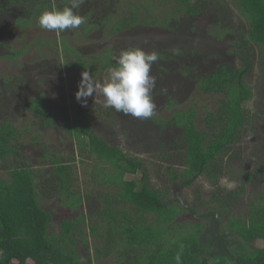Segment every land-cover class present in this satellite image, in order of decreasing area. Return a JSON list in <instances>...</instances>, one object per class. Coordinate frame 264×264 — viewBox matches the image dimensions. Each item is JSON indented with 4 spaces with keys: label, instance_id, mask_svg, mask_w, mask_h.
Returning a JSON list of instances; mask_svg holds the SVG:
<instances>
[{
    "label": "rangeland",
    "instance_id": "rangeland-1",
    "mask_svg": "<svg viewBox=\"0 0 264 264\" xmlns=\"http://www.w3.org/2000/svg\"><path fill=\"white\" fill-rule=\"evenodd\" d=\"M192 2L200 12L189 17L181 11L174 13L179 6L171 0H119L113 6L117 14L113 19L121 10L128 15L133 4L135 8L143 7L139 20L150 18L149 21L115 35L100 28L84 34L82 26L66 30V34L62 35V32L41 29L34 23L19 28L14 24L17 5L0 0V124L8 122L17 130L12 141L14 152L0 163V178L8 177V167L27 166L32 169L39 203L53 212L51 230L58 233L60 219L69 214L68 197L60 195L50 158H59L62 164L70 166L72 181L69 196L79 202L73 215L85 217L77 223L79 232H72L78 257L83 261L127 264L138 255L137 251L127 249L121 241L114 243L109 238L103 209L110 207L113 211L125 213L141 225L154 223V220L150 215H140L128 204L116 201L117 186L103 180L106 175H111L110 166L80 151L76 141L64 132L61 125L73 120L74 110L92 115V128L98 136L120 147L126 154L145 161L151 185L167 195L168 202L179 209L175 229L180 225L185 228L199 225L202 228L201 241L211 249L217 244L215 233L218 224L228 250L235 253L239 246H243L224 227L226 218L220 207L229 200L234 203L230 209L232 216L243 212L238 198H228L226 193L241 187L246 175L254 177L249 185L254 197L264 191L263 49L249 46L250 53L245 51L252 59V70L246 77L252 95L242 105L254 118L262 119L255 125L247 126L232 152L223 158L216 178L212 180L205 175L190 187L182 186L178 178H171L167 170L170 163L163 161L159 155L161 145L171 148L169 143L174 135L179 134L178 129L162 125L177 109L193 106L196 128L203 130V117L214 109L220 99L219 95L202 93L197 87L199 78L222 63L240 66L235 45L242 43L245 23L233 3L230 0ZM103 5L111 11L110 4H103V0H84L75 11L86 16L92 9L95 17H101L108 12L101 10ZM167 13H174L176 22L163 26L158 21ZM61 41L71 49L64 52ZM130 46L158 53L159 59L151 69L156 78L152 92L155 115L150 119H140L105 108L103 96L99 93L95 98H88L87 106H82L75 98L81 80V73L73 67L76 53L89 62V56L92 60L108 50L112 52V62L115 63L114 58L120 50ZM241 49L246 50V46ZM88 72L99 81L107 78V70ZM41 96L56 112L52 126L43 125L28 109L29 102ZM126 178L139 179L140 174L127 175ZM208 212H214L216 217L206 216ZM173 232L167 238L178 235L177 231ZM118 237L116 233V239ZM226 264L232 263L227 260Z\"/></svg>",
    "mask_w": 264,
    "mask_h": 264
},
{
    "label": "trees",
    "instance_id": "trees-1",
    "mask_svg": "<svg viewBox=\"0 0 264 264\" xmlns=\"http://www.w3.org/2000/svg\"><path fill=\"white\" fill-rule=\"evenodd\" d=\"M8 1L17 5L14 24L19 28L27 27L30 23L38 25L37 18L42 12L69 5V0ZM117 1L103 0V4H110L111 11L101 6L102 11L108 10L101 17H95L92 9L86 16L81 15L86 20L81 25L84 34L100 28L115 35L149 21L150 18L139 20L143 7L135 8L133 4L130 5L128 15H124L126 12L121 10L117 18L113 19L117 15L113 7ZM171 1L179 6L174 13L181 11L193 17L200 12L193 0ZM230 1L245 23L242 43L237 42L235 45L240 66L222 63L199 78L197 87L202 93L220 96L214 109L203 117V130L196 128V111L193 106L184 110L177 109L162 124L179 131L168 145L171 148L161 145L159 155L163 161L170 163L167 170L171 178H178L185 187L194 185L205 175L214 180L217 172H220L223 158L232 152L247 126L255 125L262 119L254 118L242 105L252 95L246 83V77L252 70V59L246 55L250 53L248 47L255 46L264 50V0ZM174 13H167L158 22L169 26L176 22ZM61 45L64 52L71 49L64 41H61ZM242 46H246V50L241 49ZM91 57L86 62L81 54L76 53L74 69L78 73H96L99 69L106 71L115 65L111 51L104 50L90 60ZM28 109L43 125L48 127L54 124L56 112L44 102L42 96L29 102ZM74 112L71 122L62 123L64 132L76 141L80 151L110 166L111 175H106L103 180L117 186L116 201L128 204L140 215H150L154 220V223L141 225L138 220L129 219L125 213L113 211L110 207L103 209L109 238L114 243L121 241L127 249L138 252L137 257L130 259L127 264H177V255L180 256L179 264H226L227 260L232 264H264V191L253 196V189H249L254 181L252 175L245 176L241 187L226 193L228 198H238L243 212L232 216L230 209L234 203L229 200L220 207L226 218L224 227L243 243L242 248L239 246L235 253L228 250L217 224V244L210 249L201 241L202 228L199 225L188 228L180 225L175 229L174 222L179 209L168 202L167 195L151 185L145 161L126 154L120 147L98 136L92 128L91 114ZM16 135L17 130L10 123L0 124V163L14 152L12 141ZM50 161L54 165L60 195L68 197L69 214L60 219L59 232L54 233L51 230L53 212L39 203L33 170L27 166L8 167V177L0 178V264H91L78 257L72 239V232H79L77 223L85 219L84 216L73 215L79 202L69 196L72 169L62 164L59 158L52 157ZM137 174H140L139 179L126 178L127 175ZM214 197L218 200L217 196ZM205 215L216 217L214 212ZM170 227L172 230L166 232ZM173 230L178 235L167 238L168 234H174Z\"/></svg>",
    "mask_w": 264,
    "mask_h": 264
},
{
    "label": "clouds",
    "instance_id": "clouds-1",
    "mask_svg": "<svg viewBox=\"0 0 264 264\" xmlns=\"http://www.w3.org/2000/svg\"><path fill=\"white\" fill-rule=\"evenodd\" d=\"M84 0H69L62 9L53 8L42 12L37 24L47 31L64 32L78 29L86 22L78 14ZM115 65L107 69V78L99 81L88 71L81 73L76 100L87 106L89 97L103 96V107L114 109L134 118L150 119L155 115L156 104L152 95L156 78L151 74L152 65L158 61L155 51H145L138 46L121 49L115 58ZM179 264L180 256L176 257Z\"/></svg>",
    "mask_w": 264,
    "mask_h": 264
}]
</instances>
